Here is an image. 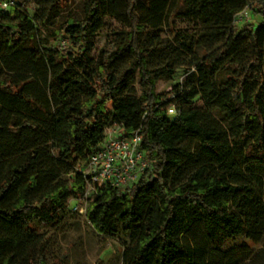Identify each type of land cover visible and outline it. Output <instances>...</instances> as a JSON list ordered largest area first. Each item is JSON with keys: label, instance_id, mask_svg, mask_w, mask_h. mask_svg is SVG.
I'll use <instances>...</instances> for the list:
<instances>
[{"label": "trees", "instance_id": "16d2710c", "mask_svg": "<svg viewBox=\"0 0 264 264\" xmlns=\"http://www.w3.org/2000/svg\"><path fill=\"white\" fill-rule=\"evenodd\" d=\"M11 1L7 11L36 2ZM246 8L262 22L239 30ZM67 9L69 0L52 7L57 16ZM80 11L45 39L68 40L60 53L33 46L27 27L39 23L27 10L0 24V264H49L39 225L58 226L70 201L85 197L79 166L116 124L140 130L151 167L131 187L98 189L86 218L100 234L131 236L124 264H224L216 257L227 245H261L264 0H81ZM170 12L199 30L172 26L171 39L148 47ZM106 18L126 27L127 42L108 41L94 57ZM154 52L160 65L149 68ZM182 68L186 79L158 94Z\"/></svg>", "mask_w": 264, "mask_h": 264}, {"label": "rangeland", "instance_id": "374dc122", "mask_svg": "<svg viewBox=\"0 0 264 264\" xmlns=\"http://www.w3.org/2000/svg\"><path fill=\"white\" fill-rule=\"evenodd\" d=\"M172 1L176 3L178 0ZM54 2L55 0H36L35 3L26 4L24 8L6 11L0 15V24L6 23L11 17L15 18L19 14L26 13L27 10L28 14L35 17L39 23V30H36L35 27H27L34 31L33 46L37 49L48 47L53 52L60 53L62 50L59 46V41L47 42L45 39L50 32L56 30L63 17H66L68 13L78 12L81 17V0H69V9L65 12H60L58 16L56 14L58 10H52ZM170 14L171 12L166 16L165 23L160 29V43H155L151 34L146 37L148 47H157L171 39L170 29L172 26H175L176 29L187 30L189 35L197 33L199 30L197 24L192 21L185 18L175 19ZM261 22L262 18L260 16L251 13L246 8L237 15L235 25L239 30H243L247 25L256 27ZM125 33L126 27L123 24L106 18L104 28L93 38L94 49L92 55L97 57L108 41H113L118 46L125 44L127 42ZM198 53L201 54V51L198 50ZM160 55V52H154L149 58V68H156L160 65ZM70 58L74 59L75 57L71 55ZM82 63V61H79V64ZM185 79L186 70L182 68L174 77L160 80L157 83L156 92L158 94L167 93L181 80ZM136 80L137 90L140 94L139 75H137ZM200 107L203 108V104ZM215 116L220 120L224 118L218 113H215ZM75 204V201H70L69 209L63 213L61 223L58 226L39 225L49 251V264H55L61 256H66L65 264H124L123 249L131 244V236L126 234L122 228L116 233L113 231L106 234L98 233L92 223L87 220L86 214H74L73 207ZM88 205L89 201L82 203L80 207L87 209ZM200 240L202 241L201 245L209 249V244L205 242V238L201 237ZM241 247V244L227 245L225 256H217L216 260L219 262L223 261L224 264L225 262L227 264H264V241L261 245L253 247L248 252H243Z\"/></svg>", "mask_w": 264, "mask_h": 264}, {"label": "built area", "instance_id": "2783aa9c", "mask_svg": "<svg viewBox=\"0 0 264 264\" xmlns=\"http://www.w3.org/2000/svg\"><path fill=\"white\" fill-rule=\"evenodd\" d=\"M14 2L0 0V13L9 10ZM61 49L68 47V40L59 42ZM169 115L176 114L174 106L168 108ZM143 137L140 130L128 132L119 124L105 131L103 143L92 152L88 161L79 166V170L87 178L85 197L78 200L74 211L79 215L86 214L82 203L90 201L98 189H126L138 183L151 167V161L145 150L141 148Z\"/></svg>", "mask_w": 264, "mask_h": 264}]
</instances>
